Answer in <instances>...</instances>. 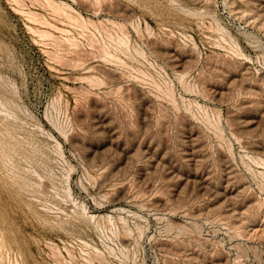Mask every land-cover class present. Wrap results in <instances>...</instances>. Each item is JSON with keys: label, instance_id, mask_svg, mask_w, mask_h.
Masks as SVG:
<instances>
[{"label": "rangeland", "instance_id": "rangeland-1", "mask_svg": "<svg viewBox=\"0 0 264 264\" xmlns=\"http://www.w3.org/2000/svg\"><path fill=\"white\" fill-rule=\"evenodd\" d=\"M0 264H264V0H0Z\"/></svg>", "mask_w": 264, "mask_h": 264}]
</instances>
